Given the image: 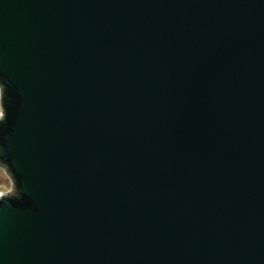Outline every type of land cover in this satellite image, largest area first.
Wrapping results in <instances>:
<instances>
[{"label": "water", "instance_id": "95a60500", "mask_svg": "<svg viewBox=\"0 0 264 264\" xmlns=\"http://www.w3.org/2000/svg\"><path fill=\"white\" fill-rule=\"evenodd\" d=\"M0 86V264H264V0H0Z\"/></svg>", "mask_w": 264, "mask_h": 264}, {"label": "rangeland", "instance_id": "374dc122", "mask_svg": "<svg viewBox=\"0 0 264 264\" xmlns=\"http://www.w3.org/2000/svg\"><path fill=\"white\" fill-rule=\"evenodd\" d=\"M0 111H1V86H0ZM13 188V181L6 168L0 164V192Z\"/></svg>", "mask_w": 264, "mask_h": 264}, {"label": "trees", "instance_id": "16d2710c", "mask_svg": "<svg viewBox=\"0 0 264 264\" xmlns=\"http://www.w3.org/2000/svg\"><path fill=\"white\" fill-rule=\"evenodd\" d=\"M4 95H5V93H4ZM0 163L3 164L4 166H6L7 169L9 170V172L11 173L12 178H13V179H16L14 173H12V171H11V167H10L8 164L2 162L1 159H0ZM16 184L18 185V181H17V180H16Z\"/></svg>", "mask_w": 264, "mask_h": 264}, {"label": "built area", "instance_id": "2783aa9c", "mask_svg": "<svg viewBox=\"0 0 264 264\" xmlns=\"http://www.w3.org/2000/svg\"><path fill=\"white\" fill-rule=\"evenodd\" d=\"M13 189V188H12ZM12 189H10V190H7V191H4V192H0V193H7V192H10V191H12Z\"/></svg>", "mask_w": 264, "mask_h": 264}]
</instances>
